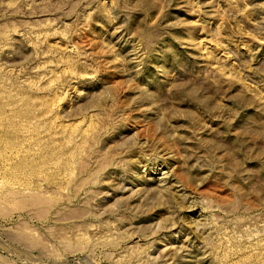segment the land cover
<instances>
[{"label":"rangeland","instance_id":"1","mask_svg":"<svg viewBox=\"0 0 264 264\" xmlns=\"http://www.w3.org/2000/svg\"><path fill=\"white\" fill-rule=\"evenodd\" d=\"M0 264H264V0H0Z\"/></svg>","mask_w":264,"mask_h":264}]
</instances>
